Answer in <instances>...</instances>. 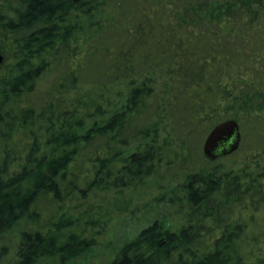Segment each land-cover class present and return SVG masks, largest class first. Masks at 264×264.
Instances as JSON below:
<instances>
[{
	"label": "trees",
	"instance_id": "obj_1",
	"mask_svg": "<svg viewBox=\"0 0 264 264\" xmlns=\"http://www.w3.org/2000/svg\"><path fill=\"white\" fill-rule=\"evenodd\" d=\"M0 51V264L88 254L63 238L73 201L143 185L177 129L264 107V0H0ZM154 202L180 223L155 212L108 264H264V147Z\"/></svg>",
	"mask_w": 264,
	"mask_h": 264
},
{
	"label": "rangeland",
	"instance_id": "obj_2",
	"mask_svg": "<svg viewBox=\"0 0 264 264\" xmlns=\"http://www.w3.org/2000/svg\"><path fill=\"white\" fill-rule=\"evenodd\" d=\"M155 75L157 95L160 97L164 90L161 87L164 78L159 72ZM259 114L256 118L238 121L242 136L239 148L227 157L214 161L209 160L203 151L207 135L198 133L187 139L185 133L177 129L179 134H173L169 140L167 160L170 164H167V160L163 161L143 185L122 190L98 189L72 202L74 207L71 214L76 217V222L64 230L63 238L73 233L79 237H93L97 245L88 254L71 261L61 260L60 257L44 258L39 264H108L126 241L155 218V212H159L160 216L166 214L170 220L180 223L179 214L175 215L163 203L156 205L155 197L181 185L190 172L218 165L231 168L240 164L248 153L261 150L264 147V107ZM162 126L163 136L175 126V122L168 119ZM164 127L167 131H164ZM147 202H151L152 207L143 209ZM7 239L0 240V263L14 255V246L5 249L2 254L1 245L6 244Z\"/></svg>",
	"mask_w": 264,
	"mask_h": 264
},
{
	"label": "water",
	"instance_id": "obj_3",
	"mask_svg": "<svg viewBox=\"0 0 264 264\" xmlns=\"http://www.w3.org/2000/svg\"><path fill=\"white\" fill-rule=\"evenodd\" d=\"M3 61L4 55L0 52V65ZM241 137L239 122L233 118L225 119L208 132L203 145L204 154L209 159L229 155L239 148Z\"/></svg>",
	"mask_w": 264,
	"mask_h": 264
},
{
	"label": "flooded vegetation",
	"instance_id": "obj_4",
	"mask_svg": "<svg viewBox=\"0 0 264 264\" xmlns=\"http://www.w3.org/2000/svg\"><path fill=\"white\" fill-rule=\"evenodd\" d=\"M227 156V155H226ZM221 157H223V156H220V157H218L217 159H219V158H221Z\"/></svg>",
	"mask_w": 264,
	"mask_h": 264
}]
</instances>
